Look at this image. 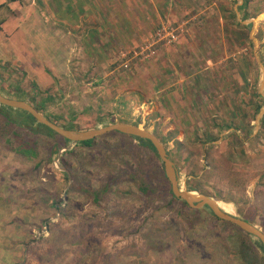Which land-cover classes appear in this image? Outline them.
<instances>
[{
  "label": "rangeland",
  "instance_id": "rangeland-1",
  "mask_svg": "<svg viewBox=\"0 0 264 264\" xmlns=\"http://www.w3.org/2000/svg\"><path fill=\"white\" fill-rule=\"evenodd\" d=\"M28 3H15L19 15L40 16L38 25L48 32H22L26 37L19 40L1 30L0 84L4 88L19 85L36 100L51 96L43 114L66 121L74 116L80 130L95 128L98 115L108 123H138L163 143L180 187L187 189V180L195 179L203 191L198 193L215 199L225 212L264 233V24L251 29L249 23L241 32H245L243 39L229 33L222 45L220 40L197 39L200 34H193L188 44L193 47L189 60L192 93L186 107L177 109L172 97L162 98L160 83L162 78L178 79L182 74L161 71L163 63L176 59L175 50L182 48L180 40L190 24L204 16L191 22L161 23L176 30L173 43L156 40L158 25L126 45L123 40L120 44L123 35L116 31L119 41L113 35L105 52L94 47V53L82 32L91 24L80 27L74 8L68 7L70 21L60 26L49 19L42 2L37 8ZM52 4L51 10L60 14L59 0ZM17 13L4 5L0 21L14 15L19 18ZM21 19V30L27 29L26 19ZM166 50L169 56L164 57ZM239 60L245 68L239 67ZM165 88L168 92L170 87ZM259 102L260 112L253 118ZM235 105L238 109L233 110ZM174 110H178L175 117ZM231 119L243 121L237 135L231 133L232 128L218 132L215 124L224 127L223 120L231 123ZM207 131L216 133L217 139L206 136ZM109 133L90 147L76 148L63 160L60 154L67 148L50 155L53 142L47 134L38 138L37 155L31 158L9 149L5 139H0V264H231L234 253L229 245L237 241L235 230L215 225V232L201 233L200 244L206 252L196 255V240L179 228L180 218L165 205L168 192L156 163L149 174L142 171L157 190L147 194L137 186L140 175L130 182L120 172L131 153L122 150L119 158V151L112 156L116 146L135 142ZM140 154L150 158L145 149ZM62 161L64 167L77 171L75 177L70 174V183L59 172ZM106 181L114 182L107 191L103 189ZM84 186L104 194L93 200ZM55 192L63 200L60 208L49 205ZM202 210L207 217L209 213ZM253 251L262 254L257 246Z\"/></svg>",
  "mask_w": 264,
  "mask_h": 264
},
{
  "label": "crops",
  "instance_id": "crops-1",
  "mask_svg": "<svg viewBox=\"0 0 264 264\" xmlns=\"http://www.w3.org/2000/svg\"><path fill=\"white\" fill-rule=\"evenodd\" d=\"M28 1V4H31L30 8L34 6L37 8V5H41L42 2L47 8L46 12L50 14L49 19L56 20L60 26L67 25L70 21L68 7L74 8L76 10L75 21L80 23V27L85 23L91 24L87 30H82V32L86 36L84 39H89L94 53L96 52L94 47L99 46V44H94V40L108 43L115 35V41H119L116 38V31L122 32L123 38L120 39V44L123 40L126 45L130 39L145 36L163 22H177L180 19L191 22L201 15L204 16V19L193 21L188 32L180 40L182 48L175 50L179 57L175 55L176 59L171 64H166L168 61L163 63L165 68L161 71L170 72L171 69L174 75L177 72L182 74L178 79H169L168 76L162 78L160 83L162 98L168 97L167 99L171 100L172 97V102L177 109L179 105L180 109L183 104L186 105L185 101H188L186 98L190 99L192 93L193 85L189 79V70L192 69V65L189 60L193 47L188 44L190 39L195 38L193 34H200L197 39H204L206 36L211 40H220L219 43L222 45L229 33L234 34L235 38H241L240 33L249 23L251 29L264 24V0H59L60 14L51 10L52 0H14L12 2L0 0V7L7 5L13 8L15 13L18 11L17 15H19L20 10L15 3L23 2L26 5ZM19 16L20 19L16 15L12 19L4 17L0 32L3 29V31L7 30L9 37L15 35L19 40L21 37H26L21 34L22 32L30 31V33L37 34L48 32L38 25L42 21L40 16L23 15V13ZM21 18L26 19L27 29L21 30L24 25ZM163 56H169V51L166 50ZM165 87H170L168 92L165 91L167 89ZM173 112L175 117L178 110Z\"/></svg>",
  "mask_w": 264,
  "mask_h": 264
},
{
  "label": "trees",
  "instance_id": "trees-1",
  "mask_svg": "<svg viewBox=\"0 0 264 264\" xmlns=\"http://www.w3.org/2000/svg\"><path fill=\"white\" fill-rule=\"evenodd\" d=\"M2 23V21H0ZM245 33V32H244ZM240 33L241 39H243V36L245 34ZM112 40L110 39L108 43H105L103 41H97L94 40V44H99L98 49L102 48L103 52L104 46H108ZM116 42V41H115ZM97 46V45H96ZM95 46V47H96ZM245 64L243 63V60H239V67H244ZM3 70L6 69L7 66H2ZM245 72L242 71L240 74L243 78H245ZM0 93L3 94L5 97H10L18 100H24L27 101L29 104H31L37 111L41 112L42 114L44 111H46V101L48 99H51V96H46V98H39V100H36V98H29L28 94L25 90H23L19 85H12L10 84L8 88H4L2 84H0ZM256 96L258 98H262V95L259 91L256 92ZM238 109V105H235L233 110ZM261 109V102L255 105L253 109V115L252 117L255 118L256 115L260 112ZM44 115V114H43ZM47 119L50 121L56 123L57 125L68 128V129H75L80 130L81 128L76 124V119L74 116L69 118L67 121L63 119L61 116L57 115H44ZM105 117L102 115H98L96 119V125L92 126L95 128L104 127L109 124H113L114 121L111 122H105ZM214 121V117H212V122ZM224 121V127L223 124H215L217 125V128L219 129L218 132L231 129V133L234 135H237L238 129H241L240 123L241 122L236 121L235 119H231V123ZM264 121V115L261 120V124ZM99 124V125H98ZM133 125H138V123H133ZM111 133H115L117 135H121L123 137L129 138L130 140L134 141L135 144L133 145H118L114 148V151L112 153V156L115 152L119 151L117 154V157L119 158V153L122 150H127L131 153V157L129 158V161L127 162V166L122 168L121 173H124L126 176V180L132 182L133 180H136L138 178V175H140V178L136 181L137 186L143 190L147 194H154L157 190L155 189V186L152 185L151 179L142 174V171L145 170L148 174L149 171H153L155 169V165L153 163H156V169L159 172V177L161 181L165 183L164 187H166V190L168 192V198L166 201V207L172 209L174 214L180 218V222L178 223L179 228H181L182 231H185L189 234V238L196 240V244L193 246V251L196 252V255L204 254L206 252V248L203 247V245L200 244V238L199 235L201 233H209V232H215V225H220L223 229L231 228L236 233V243L230 244V249L233 251L234 255L231 257L233 259H238V262L231 259L229 262L231 264H264V248L260 240L243 231L236 225L221 220L217 218L212 211L207 207L204 206L202 209L206 210L209 215L207 217L202 215L203 210L201 208H192L188 206V204L181 200L176 198L172 192H171V186L170 182L165 176L164 170H163V163L158 156L154 146L149 140L141 139L134 136L124 135L122 133H119L117 131H113ZM49 135L51 137L52 146L49 148L50 155L57 153L60 151V149L67 148L66 151L62 152L60 154V159L63 160V158L67 157V155H71L74 153V150L79 147H90L92 146L96 140L105 138L108 134H105L103 136L97 137L93 140H87V141H81L73 143L70 140H67L66 138L62 137L61 135L56 134L54 131H52L47 126L40 124L36 121V119L30 115L28 112L15 109L11 107H7L4 105H0V139H5V141L9 145V149H13L15 152L23 155L26 158L35 157L37 155V149L35 148L37 146V140L42 135ZM216 133H213L212 131L205 132L206 136H213V138L216 140L218 135ZM208 139H211L209 137ZM72 144L71 147H69ZM6 145V146H8ZM142 149H145L148 154H150V158L146 159L145 157L141 156L140 151ZM166 149V148H165ZM168 156L169 153L167 152ZM170 157V156H169ZM171 159V158H170ZM172 160V159H171ZM63 164V170L59 171L62 175L65 181L67 183L70 180V174L75 177L77 175V171L73 168V171L70 168L64 167L65 162L62 161ZM121 174H118V178ZM116 179V180H117ZM187 190L190 191H199L200 193L203 192L198 184H194L195 179H188L187 180ZM70 183V182H69ZM113 181L111 184L107 183L104 184L103 189L109 190L113 186ZM84 188L87 190L88 193L91 194V197H93V200L98 201L100 196L104 194V192H97V191H89L90 188L87 186H84ZM68 190L65 192V196L67 195ZM51 207L53 208H60L59 206L62 204V199H59V196L57 195V192H55L53 195L51 194L49 197ZM223 210V209H222ZM45 224L50 223L48 220L44 221ZM256 246L262 251V254H257L253 250L256 249ZM208 247V246H207ZM230 254L226 252V257L229 258ZM185 264L186 261H185Z\"/></svg>",
  "mask_w": 264,
  "mask_h": 264
},
{
  "label": "water",
  "instance_id": "water-1",
  "mask_svg": "<svg viewBox=\"0 0 264 264\" xmlns=\"http://www.w3.org/2000/svg\"><path fill=\"white\" fill-rule=\"evenodd\" d=\"M0 105L28 112L36 119L38 123L47 126L56 134L61 135L67 140H70L72 144L81 141L93 140L99 136H102L112 131H117L125 135L149 140L154 146L158 156L160 157L163 163V170L165 176L170 182L171 192L176 198L185 201L188 206L192 208H202L204 206H207L217 218L224 221H228L236 225L246 233L257 237L264 248V233L259 228L244 219L228 214L220 208L219 204L215 199L207 195L200 194L196 191H190L186 188L180 187L179 176L173 161L168 156L163 143L157 138L156 135H154L149 130L144 129L139 125H133L130 123H113L104 127L86 130L68 129L63 128L47 119L41 112L37 111L27 101L5 97L3 94L0 93Z\"/></svg>",
  "mask_w": 264,
  "mask_h": 264
},
{
  "label": "built area",
  "instance_id": "built-area-1",
  "mask_svg": "<svg viewBox=\"0 0 264 264\" xmlns=\"http://www.w3.org/2000/svg\"><path fill=\"white\" fill-rule=\"evenodd\" d=\"M155 38L157 41L164 42L166 44L173 43L177 40L176 30L169 24L160 25L155 31Z\"/></svg>",
  "mask_w": 264,
  "mask_h": 264
}]
</instances>
